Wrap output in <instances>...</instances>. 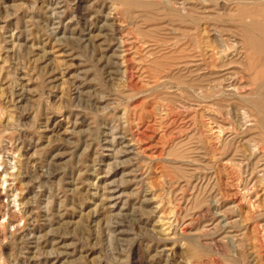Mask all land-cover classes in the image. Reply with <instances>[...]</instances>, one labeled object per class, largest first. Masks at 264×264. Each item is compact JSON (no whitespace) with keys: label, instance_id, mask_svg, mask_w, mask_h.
I'll return each instance as SVG.
<instances>
[{"label":"rangeland","instance_id":"rangeland-1","mask_svg":"<svg viewBox=\"0 0 264 264\" xmlns=\"http://www.w3.org/2000/svg\"><path fill=\"white\" fill-rule=\"evenodd\" d=\"M183 1L0 0V264H264V17Z\"/></svg>","mask_w":264,"mask_h":264},{"label":"bare ground","instance_id":"bare-ground-1","mask_svg":"<svg viewBox=\"0 0 264 264\" xmlns=\"http://www.w3.org/2000/svg\"><path fill=\"white\" fill-rule=\"evenodd\" d=\"M181 1V0H180ZM188 1V0H187ZM194 1V0H193ZM205 2V1H204ZM235 3H238V4H240V5H242V6H249L250 4H252L254 7L252 8V12H253V15H255V16H259V15H261V16H259V17H264V0H235L234 1ZM203 3V2H202ZM192 4H194L193 2H192ZM171 5H173V7L175 8L177 5H176V2H173V3H171ZM180 5H181V7L183 8V10L185 11L186 10V8H187V2L184 0L182 3H180ZM207 5H209V4H207ZM251 5V6H252ZM156 6V5H155ZM190 6V5H189ZM191 7H192V5H191ZM195 8H196V6H195ZM178 10V9H177ZM248 9H247V7H244L243 8V11H247ZM250 10V9H249ZM185 13V12H184ZM196 15V14H195ZM242 17V16H241ZM83 19V18H82ZM264 19V18H263ZM206 20V19H205ZM230 21V20H229ZM204 22V21H203ZM207 23V22H206ZM241 27H242V25H241ZM213 28H214V26H213ZM235 28V27H234ZM215 29V28H214ZM214 29H212L213 31H212V36H215V37H217V36H220L219 35V33H218V31H216V30H214ZM218 30V29H217ZM202 32H203V35L205 34V33H207L208 34V32H206V29H202L201 30ZM209 31H210V29H209ZM226 31V30H225ZM241 32H242V34H243V39H244V42L248 45V48H249V50L250 49H252V50H254V49H258V50H260L262 53H264V23H257V22H254V23H249V25H243V27H242V30H240ZM255 31H257L258 33H259V35H257V38H255L254 37V32ZM201 32V33H202ZM234 32H236V30L234 31ZM227 33H229V32H227ZM230 33H232V31L230 32ZM202 35V34H201ZM232 36V35H231ZM211 37V36H210ZM209 38V37H208ZM208 38H207V40H208ZM218 38V37H217ZM222 38V37H221ZM224 38V37H223ZM233 38V37H232ZM239 38V37H238ZM203 39V38H202ZM211 39H212V37H211ZM204 40V39H203ZM235 41V40H234ZM238 41V40H237ZM240 41V40H239ZM204 42V41H203ZM208 42V41H207ZM215 42V41H214ZM205 43V42H204ZM223 43H224V41H223ZM227 43V42H226ZM239 43V42H238ZM237 44V43H236ZM212 45H213V43H212ZM232 45H234V44H232ZM238 47V46H237ZM239 47H241V46H239ZM238 47V48H239ZM204 48H205V46H204ZM207 48V47H206ZM211 48H212V46H211ZM218 48V47H217ZM216 47H214V48H212L211 49V54H212V56L215 58V61L214 62H216L215 64H212L213 65V68H215V69H218V70H220V71H218L217 73H216V78L214 79V80H212L211 82H209V86H210V84H213V86H214V84H215V87L217 86V85H219V86H222V87H225V86H227V87H233V92H234V90L237 92V88H234V86L232 85H230V82L232 81V79L233 78H235V77H241V78H243L244 76H243V74H239V73H237V72H229V68H227V69H224V68H226L229 64H227V63H225V62H227V61H225V56L223 55V53L222 52H220V51H218V49H217ZM239 51V50H238ZM237 53V52H236ZM243 55V54H242ZM206 57V56H205ZM213 58V59H214ZM228 60V59H227ZM225 61V62H224ZM261 61H263V60H261ZM243 62V61H242ZM211 64V63H210ZM236 65V64H235ZM257 65H258V63H257ZM206 66V65H205ZM230 66H232V65H230ZM238 67V66H237ZM264 68H262V70H263ZM212 70V69H211ZM258 70H260V69H258ZM231 71V70H230ZM220 73H224V74H220ZM209 74V73H208ZM219 74H220V76H219ZM156 76V75H155ZM238 78V79H239ZM245 78V77H244ZM237 80V79H236ZM235 80V81H236ZM260 80V79H259ZM234 81V80H233ZM257 81V80H256ZM218 82V83H217ZM242 82V81H241ZM192 83V82H191ZM262 83V82H261ZM184 84H185V82H184ZM217 84V85H216ZM261 85V84H260ZM191 86V85H190ZM236 86V85H235ZM218 87V86H217ZM215 88L216 90L219 88L220 89V87H218V88ZM263 87V86H262ZM200 88H202V87H200ZM212 87L210 86V89H211ZM259 88H261V86L259 87ZM188 89V88H187ZM203 89V88H202ZM206 89H209V88H207L206 87ZM212 89H214V88H212ZM211 89V90H212ZM210 90V91H211ZM247 90V89H246ZM256 90V89H255ZM213 92H214V90H212ZM242 93V92H241ZM261 93V92H260ZM259 93V94H260ZM219 95V94H218ZM226 95V94H225ZM256 97V96H255ZM258 97H260V96H258ZM227 98V97H226ZM257 98V97H256ZM229 99H230V97H229ZM245 100V99H244ZM246 101V100H245ZM244 101V102H245ZM229 102V101H228ZM219 103L221 104H224V105H226V107H228V106H230V104L229 103H227L226 101H223V100H219ZM221 108H223V106L221 107ZM255 108H256V106H255ZM213 109V108H212ZM259 110V109H258ZM228 112H229V110H228ZM229 116H230V114H229ZM245 117V116H244ZM243 119V118H242ZM250 120V119H249ZM263 120V121H262ZM261 120V122H260V124L261 125H263L264 124V119H262ZM255 124V123H254ZM250 125V124H249ZM220 127H222V126H220ZM220 127H218V128H220ZM256 127H258V126H256ZM228 128V127H227ZM221 129V128H220ZM226 129V128H225ZM257 130H259V129H257ZM221 131H223V130H221ZM226 131V130H225ZM259 132H260V130H259ZM219 133H221V132H219ZM262 136V135H261ZM220 137V136H219ZM218 138V137H217ZM250 143V142H249ZM261 144L262 145H264V136L262 137V139H261V141H258V142H256L254 145H255V147H254V149H253V151H252V154H251V157H253L254 156V154H256L257 152H259V153H261V154H263L264 155V147H262L261 146ZM252 145V144H251ZM250 153H251V151H250ZM249 153V154H250ZM172 154V153H171ZM258 154V153H257ZM9 155V154H8ZM11 155V154H10ZM9 155V156H10ZM10 158V157H9ZM256 158V157H255ZM260 159V158H259ZM259 162H262V161H259ZM12 168H14V164L11 166ZM264 167V166H263ZM239 168V167H238ZM263 170H264V168H263ZM240 173V172H239ZM3 174H5V172L3 171ZM3 176V175H2ZM6 176V175H5ZM263 176V175H262ZM4 177V176H3ZM264 177V176H263ZM6 178V177H5ZM243 181V180H242ZM3 183H5L6 182V180H3L2 181ZM243 183H244V185H243V188H242V190H244V193H243V195H244V197H243V199L245 200L246 199V203L247 204H249V207L251 208L252 207V209L255 207L254 205L256 204L255 202H257L258 204H259V198H257V195H259L258 193H259V190L258 191H256L257 190V188L259 189L260 187L261 188H263L264 187V180L263 179H261V176H257V175H249V178L248 179H246L245 181H243ZM11 190V189H10ZM263 190V189H262ZM261 191V190H260ZM16 192V191H15ZM250 194H252V195H256V200H255V202H252V199L251 198H247V197H249L250 196ZM242 198V197H241ZM17 196L15 195L14 197H13V201H12V203L13 204H15L17 201ZM216 201V200H215ZM263 201V200H262ZM242 203H243V201H241ZM255 203V204H254ZM261 203V202H260ZM241 204V203H240ZM257 204V205H258Z\"/></svg>","mask_w":264,"mask_h":264}]
</instances>
